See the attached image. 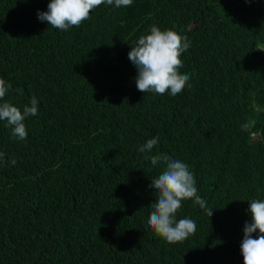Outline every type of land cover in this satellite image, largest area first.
I'll list each match as a JSON object with an SVG mask.
<instances>
[{"label":"trees","instance_id":"16d2710c","mask_svg":"<svg viewBox=\"0 0 264 264\" xmlns=\"http://www.w3.org/2000/svg\"><path fill=\"white\" fill-rule=\"evenodd\" d=\"M49 3L0 0L4 100L38 101L25 140L0 121V264H243L249 202L264 201V0L104 3L66 31L38 20ZM152 25L190 42L176 96L137 90L128 53ZM160 154L213 212L182 201L176 220L197 228L174 244L148 225L165 165L145 157Z\"/></svg>","mask_w":264,"mask_h":264},{"label":"clouds","instance_id":"9594fccd","mask_svg":"<svg viewBox=\"0 0 264 264\" xmlns=\"http://www.w3.org/2000/svg\"><path fill=\"white\" fill-rule=\"evenodd\" d=\"M248 2V0H246ZM107 3L117 8L128 7L133 0H50L47 11L37 10V18L41 22L59 30H68L70 26H79L87 20L92 9ZM190 47L186 37H181L171 29L161 30L156 25L150 27V33L141 36L128 53V58L137 70L136 87L142 93L149 91L157 95L169 92L176 96L185 88L190 74H181L180 56ZM11 85L0 78V121H6L11 127L12 136L19 140L27 138L25 119L38 115V101L32 97L29 105L23 111L12 103L4 100ZM257 111L262 109L256 106ZM255 121L244 124V130L250 129ZM158 143L153 137L139 148L140 152H151ZM156 166L162 162L165 167L158 178L151 180L149 187L154 190L156 200L151 204L148 225L154 233L166 242L174 244L181 242L194 234L197 228L195 221L189 218H175V213L181 207V202L193 200L204 209L208 217L213 214L212 208L207 207L205 199L198 195L195 179L189 166L179 159H172L167 155H152L145 157ZM5 162V154L0 153V164ZM16 159H11L12 165ZM251 215V222L245 221L243 238L240 244L243 264H264V201L251 200L247 210ZM256 234L255 237L253 234Z\"/></svg>","mask_w":264,"mask_h":264}]
</instances>
